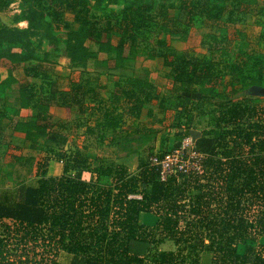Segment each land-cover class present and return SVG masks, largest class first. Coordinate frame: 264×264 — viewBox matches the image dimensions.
Segmentation results:
<instances>
[{
	"label": "trees",
	"instance_id": "trees-1",
	"mask_svg": "<svg viewBox=\"0 0 264 264\" xmlns=\"http://www.w3.org/2000/svg\"><path fill=\"white\" fill-rule=\"evenodd\" d=\"M33 1L32 11L42 14L39 26L79 25L66 32V55L78 65L92 56L85 45L88 40L100 51L114 54L120 63L128 41L134 40L145 22L143 10L150 6L143 0L132 1L121 11L116 28L110 15L100 23L95 11L101 9V0L93 5L90 0ZM12 2L0 0V11ZM178 2L190 20L195 15L214 22L221 17L215 5ZM138 3L142 5L135 6ZM67 12L73 14L72 19H67ZM116 32L120 37L113 43ZM28 35V28L9 29L0 22V56L18 63L2 44L19 42L31 47L29 40L24 42ZM135 49L130 46L128 50L133 53ZM156 56L170 67L185 98L196 95L191 104L197 125L205 122L206 126L193 145L198 164L186 172L173 169L164 180L161 166L149 157L138 158L137 173H129L123 165L98 166L90 180L74 164L64 165L59 176H48L47 169L40 172L41 164L36 184L20 186L13 199L7 195L0 199V264H62L57 258L61 252L72 256L68 264H264V119L254 118L238 98L236 87L264 84V53H252L251 64L221 63L171 49ZM31 71L36 70L26 73ZM1 79L0 74V90ZM143 86L136 80L122 89L136 114L154 96ZM28 94L26 84L21 85L25 106ZM210 98L217 100V107L206 111ZM98 104L101 109L102 102ZM109 114H104L102 123L117 127L119 119ZM191 122L189 118L184 129L171 126L159 158L177 150L186 154L181 147ZM66 158L63 151L56 154L57 162ZM143 214L153 215L156 222L146 225L141 221Z\"/></svg>",
	"mask_w": 264,
	"mask_h": 264
},
{
	"label": "rangeland",
	"instance_id": "rangeland-1",
	"mask_svg": "<svg viewBox=\"0 0 264 264\" xmlns=\"http://www.w3.org/2000/svg\"><path fill=\"white\" fill-rule=\"evenodd\" d=\"M132 1L101 0V9L95 11L100 23L110 15L111 22L118 28L116 21L120 20L121 11ZM178 1L143 0L150 5L142 12L145 22L134 40L128 41L120 63L114 54L100 51L92 40L85 43L92 56L80 65L73 63L66 55V32L76 30L79 25L59 29L52 24L39 26L42 14L32 11L33 0H13L0 11V22L5 27L29 29L24 42L29 40L31 44V47H23L19 42L12 46L2 44L5 52L8 47L10 53L16 55L18 63L0 56L3 80L0 90V199L5 195L13 199L20 186L36 184L39 166L43 165L40 172L48 169L50 162L57 161L59 151L68 157L61 162L63 167L74 164L82 168V177L86 180L95 175L93 171L98 166L123 165L129 173H137L138 158L158 159V151L166 147L171 126L184 129L189 118L192 121L190 133L182 144L187 151V165L197 160L194 141L206 126L205 122L197 125L196 111L191 104L196 101V95L185 98L183 87L173 79L170 67L163 65L162 58L156 55L171 49L221 63L251 64L252 53H264V0H198L202 6L215 5L221 9V17L215 22L200 15L190 20L177 7ZM90 3L95 4V0ZM170 3L176 4L175 7H168ZM65 15L67 19L73 17L69 12ZM46 19L48 21L44 16L43 20ZM119 37L117 32L113 33L111 41L116 43ZM130 46H135L136 51L130 53ZM31 49L34 51L26 55L28 58L21 60ZM31 68L36 71L28 75L26 71ZM136 80H141L146 91L154 95L149 102L143 103L138 114L130 109V101L122 93L124 87ZM24 84L29 90L27 106L20 98V88ZM236 87L240 89L238 98L245 101L254 118L264 119V96L249 94L247 91L253 86L238 84ZM257 87H264V84ZM221 90L219 87L218 91ZM99 102L103 104L101 109H98ZM206 105V111L216 110L217 100L210 98ZM106 112L110 113L109 117L119 119L117 127L102 123ZM180 156L186 157L168 154L164 164H174ZM106 180L108 178L102 179ZM71 257L61 252L57 258L60 263L68 264Z\"/></svg>",
	"mask_w": 264,
	"mask_h": 264
},
{
	"label": "built area",
	"instance_id": "built-area-1",
	"mask_svg": "<svg viewBox=\"0 0 264 264\" xmlns=\"http://www.w3.org/2000/svg\"><path fill=\"white\" fill-rule=\"evenodd\" d=\"M183 141H184V139H183ZM183 141H182V143H183ZM181 148L185 150V147L183 146V144H182ZM172 154H180V155H184L186 157L180 156L181 157L180 160L174 162V164H171V165H169L168 163H166L167 165L164 164L165 157L167 155L163 159L158 157V159L155 158L154 160H151L153 164L161 166L162 171H163L162 180H164L166 174H168L170 171L172 172L173 169L174 170H177V169L178 170H183L184 172H186V171L190 170L191 168L195 167L198 164L197 161L199 160V156L196 158L197 160H192V161L189 160L191 165H189V166L187 165V162H188L187 161L188 160L187 151H186V154H183L181 151L177 150V151H174ZM169 169H171V170H169Z\"/></svg>",
	"mask_w": 264,
	"mask_h": 264
},
{
	"label": "crops",
	"instance_id": "crops-1",
	"mask_svg": "<svg viewBox=\"0 0 264 264\" xmlns=\"http://www.w3.org/2000/svg\"><path fill=\"white\" fill-rule=\"evenodd\" d=\"M62 169H63V164L61 162L52 161V162H50V164L48 166L47 173L50 176H59V175H61V173L63 171ZM145 220H148L151 222V223H148V225H153L156 221V218L150 214H143L141 216V221H145Z\"/></svg>",
	"mask_w": 264,
	"mask_h": 264
},
{
	"label": "water",
	"instance_id": "water-1",
	"mask_svg": "<svg viewBox=\"0 0 264 264\" xmlns=\"http://www.w3.org/2000/svg\"><path fill=\"white\" fill-rule=\"evenodd\" d=\"M247 92L250 93V94L257 93V94H260V95L264 96V87L253 86ZM194 133H195L194 131H191L192 135H194Z\"/></svg>",
	"mask_w": 264,
	"mask_h": 264
}]
</instances>
